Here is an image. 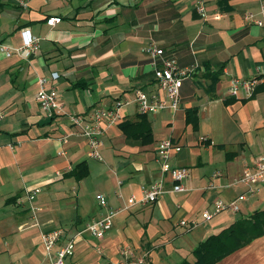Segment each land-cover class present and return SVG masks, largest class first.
Listing matches in <instances>:
<instances>
[{"label":"crops","instance_id":"0c3cea01","mask_svg":"<svg viewBox=\"0 0 264 264\" xmlns=\"http://www.w3.org/2000/svg\"><path fill=\"white\" fill-rule=\"evenodd\" d=\"M197 2L29 0L21 10L0 0V44L16 48L29 37L39 41L27 59L0 52V264L45 263L40 235L59 229L64 242L100 217L105 209L97 194L114 209L139 195L140 186L160 177L157 147L163 140L178 147L171 164L189 170L186 191L118 214L100 239L85 233L65 264H119L123 247L133 258L144 256L146 264L193 263V251L206 238L264 211L263 181L238 211L202 219L217 201L230 203L243 194L245 186L233 179L264 159V28L244 19L264 0H203L205 17ZM52 17L61 21L46 25ZM149 40L192 69L176 112L143 115L153 142L141 146L121 132L120 124L138 121L132 104L103 135L101 162L89 158L82 137L72 135L63 144L60 139L74 131L70 117L107 109L136 89L158 91L145 52ZM39 77L49 78L46 87L56 90L61 105L52 118L35 101ZM236 78L257 80L250 98L243 90L229 94ZM193 109L196 130L186 124ZM81 163L88 174L77 180L72 172ZM36 189L31 211L27 196ZM181 221L198 225L187 230ZM216 264H264V235Z\"/></svg>","mask_w":264,"mask_h":264},{"label":"built area","instance_id":"2783aa9c","mask_svg":"<svg viewBox=\"0 0 264 264\" xmlns=\"http://www.w3.org/2000/svg\"><path fill=\"white\" fill-rule=\"evenodd\" d=\"M17 8L26 10L29 0H8ZM197 11L202 17H205V9L203 0H198ZM244 19L257 27L264 28V4L259 7L257 13L247 12ZM61 21L59 17H52L46 20V25L54 26ZM38 38L29 37L21 46L12 48L0 44V52L5 57L16 55L24 59L35 54L38 48ZM145 52L149 58V65L153 71L154 80L158 91L144 92L141 89L133 91L132 98H122L114 102L107 109H98L87 115H75L70 117L71 125L74 131L68 135H64L60 141L65 144L72 135L82 137L86 141L89 158L102 161L99 148L102 145V137L106 131L115 127L121 122L122 110L130 105H135L139 115L155 114L164 110L176 112L179 109L180 89L183 81L191 77L192 69L180 67L173 57L165 55L163 49L159 48L155 41L149 40L145 48ZM57 78L53 75V79ZM49 78L39 77L37 79L38 90L35 95V101L40 110L48 117L52 118L60 110V103L54 88H47ZM257 86L256 79H232L229 86V94L237 96L239 90H243L247 97L250 98ZM4 119V115L0 113V122ZM12 148V147H10ZM178 147L171 140H163L157 147V158L160 164V177L153 183L140 186L139 195H129L123 199V206L120 208H110L107 201L101 194H97L95 199L99 206L105 209L104 214L100 217L92 219L83 229L76 232L72 237L63 242V231L56 229L48 233L40 235V242L45 251L46 261L43 264H65V261L73 255L74 245L85 233L96 239H100L106 232L111 230L113 219L120 213L128 211L134 207H142L155 203L163 194L182 193L186 189L184 182L189 177V170L185 168H176L171 164L172 156L177 153ZM60 154H63L60 152ZM60 175L59 173H57ZM167 180L170 181V189H166ZM264 181V159L256 162L253 167L245 169L238 177L233 179V183L242 184L246 191L236 200L230 203L217 201L210 211H206L202 215L203 221H210L218 214L226 211L236 212L239 209V203L248 197L253 196L257 192V186ZM212 188V184L209 185ZM38 190H34L27 196L30 203L31 211L35 208L32 204L35 194ZM182 227L187 230L198 225L197 221L187 222L181 221ZM123 260L119 264H146L144 256L133 258L127 247L121 249Z\"/></svg>","mask_w":264,"mask_h":264},{"label":"trees","instance_id":"16d2710c","mask_svg":"<svg viewBox=\"0 0 264 264\" xmlns=\"http://www.w3.org/2000/svg\"><path fill=\"white\" fill-rule=\"evenodd\" d=\"M137 122H124L119 128L127 141L137 142L141 146L153 142L152 130L146 116L138 115ZM186 124L194 130L198 127L196 110L186 112ZM73 176L81 180L88 174L87 167L81 163L73 170ZM264 235V211H257L242 218L218 234L206 238L194 251V262L184 261L181 264H216L227 255L246 246L251 241Z\"/></svg>","mask_w":264,"mask_h":264}]
</instances>
